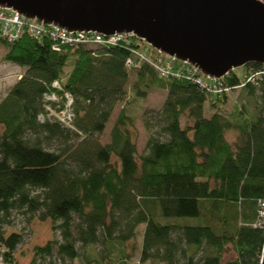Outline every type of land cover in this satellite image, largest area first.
Here are the masks:
<instances>
[{
  "label": "trees",
  "instance_id": "16d2710c",
  "mask_svg": "<svg viewBox=\"0 0 264 264\" xmlns=\"http://www.w3.org/2000/svg\"><path fill=\"white\" fill-rule=\"evenodd\" d=\"M136 42L55 46L48 37L29 33L14 42L0 37L3 60L25 68L0 102V227L14 211L59 223L61 241L37 246L29 264H42L54 252L61 259H78V244L125 247L140 225L143 262L260 264L264 66L249 64L242 77L231 71L218 80L221 94L196 83L197 77L162 78L149 64L133 69L139 84L168 89L162 130L149 137L138 156L135 123L123 111L110 142H99L124 99L126 61ZM136 87L137 95L145 97ZM236 90L256 98V114L245 106L225 107ZM50 95L61 101H47ZM66 95L72 99L71 127L48 116L49 110L65 108ZM206 105L214 111L210 116ZM228 132L237 134L233 144ZM21 242L20 234L2 232L7 263L16 264L14 252ZM200 251L207 252L196 258ZM230 252L234 257L226 260Z\"/></svg>",
  "mask_w": 264,
  "mask_h": 264
},
{
  "label": "water",
  "instance_id": "95a60500",
  "mask_svg": "<svg viewBox=\"0 0 264 264\" xmlns=\"http://www.w3.org/2000/svg\"><path fill=\"white\" fill-rule=\"evenodd\" d=\"M0 7L70 33L131 34L211 79L264 66L263 0H0Z\"/></svg>",
  "mask_w": 264,
  "mask_h": 264
},
{
  "label": "rangeland",
  "instance_id": "374dc122",
  "mask_svg": "<svg viewBox=\"0 0 264 264\" xmlns=\"http://www.w3.org/2000/svg\"><path fill=\"white\" fill-rule=\"evenodd\" d=\"M6 49L0 45V102L5 98L11 87L19 80L25 72V68H21L12 63L3 60V55ZM70 68H66L68 71ZM236 73L242 77L247 73L246 66L235 69ZM137 72L129 70V82L125 88V96L120 101L106 125L103 134L99 137V142L104 145L110 142V133L113 124L118 114L123 111L126 115L130 116L135 123L138 133L136 146L138 156L144 154L147 140L151 136L158 137L159 132L162 130L163 122L161 119L162 108L168 95V89L163 85H155L146 88L138 83ZM137 86V90L145 94V97H140L133 90ZM60 98L55 102H60ZM225 100L222 99V103ZM226 108L231 109L233 105L238 107L245 106L251 110L252 114H256L260 104L254 96H250L244 90H236L228 95L226 100ZM222 105V104H221ZM207 116L214 113L209 110L206 105ZM56 111L50 112L48 116H54ZM46 115L40 116V120H44ZM184 125L187 120L185 117L181 119ZM237 134L235 132H228L227 139L233 144L236 140ZM164 138V136H161ZM82 139V138H81ZM80 140V139H79ZM116 160L115 158L113 159ZM59 223H53L50 220L42 221L36 215L24 213L23 211H14L10 218V222L5 226V236L17 233L22 236V242L16 247L14 252V260L16 264H29L34 257L35 248L37 246H44L51 241H61L60 231L57 229ZM143 225L138 227L137 237L128 242L123 247L118 242L111 244L113 246H105L103 244L81 246L77 245L79 250V257L75 260L61 259L56 252L52 256L42 259V264L53 262L55 264H166L159 260H140V250L142 244ZM107 247L110 248V253H107ZM193 252V249H192ZM207 252V251H206ZM206 252H198L196 258H200ZM234 257L232 252L228 253L225 257L230 260ZM95 260H98L97 262Z\"/></svg>",
  "mask_w": 264,
  "mask_h": 264
},
{
  "label": "built area",
  "instance_id": "2783aa9c",
  "mask_svg": "<svg viewBox=\"0 0 264 264\" xmlns=\"http://www.w3.org/2000/svg\"><path fill=\"white\" fill-rule=\"evenodd\" d=\"M24 33H29L36 38L48 37L55 43V46L77 44H86L89 46L102 44L115 45L122 40L130 41L132 38H135L131 34H116L111 37H105L100 34L92 33H70L64 29L45 25L37 19H26L18 12L0 7V37L9 42H14ZM135 40L137 41V47L132 49L131 56L126 61V67L128 70L136 69L143 64H149L162 78L197 77L195 82L204 86V88L208 89L210 92L216 94L222 93L223 89L218 83V80L220 79H211L198 72L192 65L175 60L168 54L152 48L144 41L138 40L137 38H135ZM198 74H202L203 78L198 76ZM54 86L57 87L58 83L55 82ZM228 91V89H225V92L228 93ZM45 99L52 102L57 101V98L54 95L46 96ZM66 99L67 102L65 108L62 109L60 108V105H57V108H60V111L54 113V117H56L64 126L71 127L73 115L70 105L72 99L67 95ZM49 111L52 112V110ZM260 206V224L264 225V201L260 202ZM4 230L5 228L0 227V243L2 232ZM3 251L4 246L0 244V264H9L3 257Z\"/></svg>",
  "mask_w": 264,
  "mask_h": 264
},
{
  "label": "bare ground",
  "instance_id": "6f19581e",
  "mask_svg": "<svg viewBox=\"0 0 264 264\" xmlns=\"http://www.w3.org/2000/svg\"><path fill=\"white\" fill-rule=\"evenodd\" d=\"M211 94H213V93H211Z\"/></svg>",
  "mask_w": 264,
  "mask_h": 264
}]
</instances>
